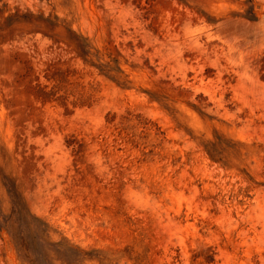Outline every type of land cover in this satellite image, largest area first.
<instances>
[{"label": "rangeland", "instance_id": "1", "mask_svg": "<svg viewBox=\"0 0 264 264\" xmlns=\"http://www.w3.org/2000/svg\"><path fill=\"white\" fill-rule=\"evenodd\" d=\"M0 264H264V0H0Z\"/></svg>", "mask_w": 264, "mask_h": 264}]
</instances>
